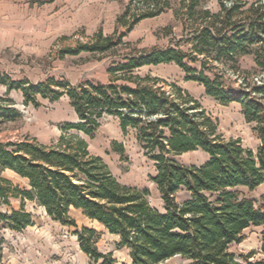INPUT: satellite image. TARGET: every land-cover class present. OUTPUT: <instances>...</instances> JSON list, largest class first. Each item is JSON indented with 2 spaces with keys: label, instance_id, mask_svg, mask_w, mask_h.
<instances>
[{
  "label": "trees",
  "instance_id": "obj_1",
  "mask_svg": "<svg viewBox=\"0 0 264 264\" xmlns=\"http://www.w3.org/2000/svg\"><path fill=\"white\" fill-rule=\"evenodd\" d=\"M133 4L140 8L127 7L117 19L125 32L171 9L168 0H131ZM218 5V11L211 12L199 0H180L174 17H180L184 40L117 57L107 68L106 84L85 80L72 86L54 78L30 84L0 76V85L7 91H20L26 105L66 97L77 118L65 124L58 140L48 146L27 138L0 141V206H9L11 198L20 201L18 210L0 213L3 228L20 232L32 226V215L24 209V201H30L42 207L52 221L75 228L80 251L94 263L114 264V260L111 253L98 251L100 233L78 229L71 211L118 236L116 247L129 251L131 264H163L176 256L190 264H264V260L250 262L252 253L237 259L229 251L242 242L245 230L264 226V208L242 194V190L253 192L264 185V81L243 79L234 86L215 66L237 72L239 60L250 56L254 72L264 74V0H232L228 6L218 0ZM124 37L125 33L104 36L99 31L89 43L64 53H117L129 46ZM170 64L184 74L185 81L201 86L220 105L240 106L244 121L253 126L259 141L255 152L243 148L239 139L225 140L186 91L175 84L165 91L158 78L139 73L146 67ZM1 101L0 124L20 118L11 104L4 106ZM105 115L118 120L122 133L135 132L145 157L153 163L151 182L162 211L150 205L146 189L120 184L77 135L92 139ZM198 150L208 157L199 166L175 160ZM4 171L25 179L27 188L3 178ZM181 192L186 198L178 201ZM261 237L264 255V231Z\"/></svg>",
  "mask_w": 264,
  "mask_h": 264
},
{
  "label": "rangeland",
  "instance_id": "obj_2",
  "mask_svg": "<svg viewBox=\"0 0 264 264\" xmlns=\"http://www.w3.org/2000/svg\"><path fill=\"white\" fill-rule=\"evenodd\" d=\"M168 1L170 10L159 17L142 20L129 32H125L123 22L117 23V19L127 7L132 11L140 8L139 5H130L131 0H0V76L12 82L30 84L48 78L64 80L72 86L85 80L106 84L109 80L107 68L117 57L152 48H164L180 38L184 40L180 17H174V10H178L180 0ZM199 1L202 7L211 12L219 9L218 0ZM223 1L228 6L232 0ZM99 31L104 36L114 32L125 33L124 42L129 46L117 53L82 52L76 56L64 53L89 43ZM238 65L240 69L237 72L219 64L215 66L217 72L223 74L227 82L234 86H238L243 79L264 81L263 73L254 72L252 57L241 58ZM139 73L158 78L165 91L170 89V84L180 87L199 102L225 140L239 139L243 148L256 151L259 141L252 130L253 126L244 121L238 104L220 105L207 97L201 86L185 81L184 74L172 64L146 67ZM0 99L1 104H11L9 107L20 114V118L0 124L1 142H16L27 138L48 146L58 140L65 124L77 121L66 97L52 103L38 99V106L26 105L20 91H7L5 86L0 85ZM77 135L87 142L90 155L100 157L120 184L138 190L146 189L150 205L162 211L159 193L151 182L155 173L153 163L145 157L134 131L122 133L118 120L105 115L92 139ZM206 158L201 151H196L177 156L175 160L183 165L198 166ZM2 176L14 186L27 188V181L10 171H4ZM242 194L253 200L256 206L264 208V185L253 192L242 190ZM176 197L181 201L186 198V194L181 192ZM19 208V199L11 198L9 206H0V213L7 214ZM24 209L32 215V226L14 232L3 228L0 223L3 264L101 263L92 262L80 251L74 235L75 228L52 221L35 202L24 201ZM70 215L78 229L85 227L100 233L96 247L101 254L111 253L114 264H131L129 251L116 247L118 236L110 235L101 225L89 221L79 212L71 211ZM262 231L264 226L245 230L242 242L232 245L229 251L237 259L252 253L250 262L264 260L260 252ZM163 264L190 262L176 256Z\"/></svg>",
  "mask_w": 264,
  "mask_h": 264
},
{
  "label": "crops",
  "instance_id": "obj_3",
  "mask_svg": "<svg viewBox=\"0 0 264 264\" xmlns=\"http://www.w3.org/2000/svg\"><path fill=\"white\" fill-rule=\"evenodd\" d=\"M161 15H162V14H161ZM158 17H159V16H158ZM198 151H199V150H198ZM194 152H196V151H194ZM202 153H203V152H202ZM186 154H187V153H186ZM203 154H205V153H203ZM205 155H206V154H205ZM206 157H207V155H206ZM207 158H208V157H207ZM207 158H206V160H207ZM206 160H205V161H206ZM205 161H204V162H205ZM204 162H203V163H204ZM203 163H202V164H203ZM200 165H201V164H200ZM198 166H199V165H198Z\"/></svg>",
  "mask_w": 264,
  "mask_h": 264
}]
</instances>
